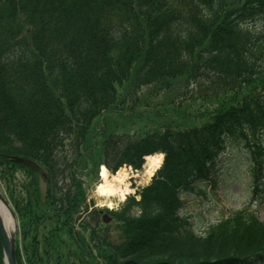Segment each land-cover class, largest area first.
Masks as SVG:
<instances>
[{
	"label": "trees",
	"instance_id": "16d2710c",
	"mask_svg": "<svg viewBox=\"0 0 264 264\" xmlns=\"http://www.w3.org/2000/svg\"><path fill=\"white\" fill-rule=\"evenodd\" d=\"M200 83L213 109L197 127L100 128L120 112L126 126L143 120V87ZM229 147L246 153L254 197L264 200V0H0V185L24 239L33 230L24 262L17 245L18 264H264L255 213L205 235L181 214V196L212 178ZM157 153L163 166L140 200L110 212L124 241L96 236L79 174L90 164L140 170Z\"/></svg>",
	"mask_w": 264,
	"mask_h": 264
},
{
	"label": "rangeland",
	"instance_id": "374dc122",
	"mask_svg": "<svg viewBox=\"0 0 264 264\" xmlns=\"http://www.w3.org/2000/svg\"><path fill=\"white\" fill-rule=\"evenodd\" d=\"M206 89V84L203 83H200L199 86L191 85L189 88L176 86L164 91L155 89L154 86L143 87L141 90H137L135 94V97L139 99L135 112L142 113L144 116L143 120L137 122L133 127H130L129 124L126 126V116L129 113H122L123 116H120V112L108 116L107 122L110 125L108 124L109 126H107L105 120H103L100 128L108 129L116 125L117 133L121 134L123 132L141 135L147 131L152 132L160 127L163 128L166 125L174 126L179 123L183 124L184 127H197L203 123L201 117L197 119L200 112L205 111V109L208 111H212L213 109V103L207 102L202 97ZM130 105V103H127L126 107ZM163 109L170 111L175 109V111L165 115L162 113ZM153 112L160 113V115L155 117L152 114ZM180 113L185 114V116H181ZM186 114L191 115L186 116ZM217 164L218 168L212 179L200 184L196 193L181 196L184 203L181 214L190 220L195 233L205 235L209 227L218 224L220 221H225L244 210L254 212L260 221L264 222V200L261 201V196L258 198L254 197L250 166L246 153L229 147L225 154L217 160ZM99 171V167L97 169L90 164L88 169L79 174L80 179L84 181L83 188L86 189L90 200L85 203L87 212L83 218L86 217L88 221H91L94 216L95 222H93L92 226L97 229V233L95 232L96 236L99 235L101 239H106L109 241V244H120L124 241L126 235L125 228L121 221H118L105 209L120 211L121 206L126 203L127 199L129 200L131 197L137 200L140 199L141 190L148 186L153 178L150 181L145 180V165L138 172L133 170L135 173L132 172L130 174L131 178L127 181L132 192L124 200H121L119 197L113 198L114 206L111 208L106 204L107 199L98 196L96 193V187L101 181ZM110 172L112 173L111 170ZM136 175L138 177H135ZM18 176L21 178L20 174ZM41 187L43 190L44 188L45 190L49 188L43 181H41ZM0 190L5 194L1 185ZM100 209L103 211L101 215H98ZM104 214L113 217L108 224H105L102 220ZM17 222V245L24 262L26 253H28L26 252L27 247L32 241L33 230L24 239L23 232L21 233L22 223L19 217L17 218ZM85 234L87 235L88 232ZM43 235L44 232H41L39 236V241L41 242L43 241ZM63 240L68 242L67 237H63Z\"/></svg>",
	"mask_w": 264,
	"mask_h": 264
},
{
	"label": "bare ground",
	"instance_id": "6f19581e",
	"mask_svg": "<svg viewBox=\"0 0 264 264\" xmlns=\"http://www.w3.org/2000/svg\"><path fill=\"white\" fill-rule=\"evenodd\" d=\"M164 160V155L158 154L149 156L146 158L144 177L146 181H150L158 169L161 167ZM135 173L130 168L123 167L116 174L111 175L106 167H102L101 169V182L98 184L96 188V192L100 197H106V204L109 207H113L114 203L110 198L119 197L121 200H124L127 195H129L132 190L127 184V181L131 178V175ZM135 177H138L136 175ZM0 216L3 222V225L7 231V233L11 236L15 233V222L13 217L8 210V208L4 205H0Z\"/></svg>",
	"mask_w": 264,
	"mask_h": 264
},
{
	"label": "water",
	"instance_id": "95a60500",
	"mask_svg": "<svg viewBox=\"0 0 264 264\" xmlns=\"http://www.w3.org/2000/svg\"><path fill=\"white\" fill-rule=\"evenodd\" d=\"M15 161L20 163V164H24L28 167H31L40 173H44L43 170L39 166H37L36 164L32 163L31 161H29L27 159L17 157V158H15ZM46 182H47V186L49 187L50 186L49 177H46ZM1 204H4L8 208V210L10 211V213L13 217V220L15 222V233H16L17 222H16L14 212H13L10 204L6 200L5 196L0 191V205ZM103 221L105 223H109L111 221V217L104 215ZM15 233L11 236L7 233V231L3 225L1 216H0V240L2 243L5 264H18L17 258H16V239H15L16 235H15Z\"/></svg>",
	"mask_w": 264,
	"mask_h": 264
}]
</instances>
